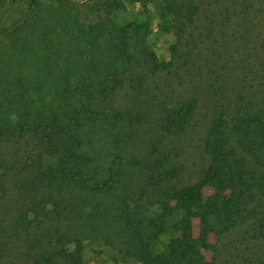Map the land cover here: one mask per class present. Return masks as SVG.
<instances>
[{
    "label": "trees",
    "instance_id": "1",
    "mask_svg": "<svg viewBox=\"0 0 264 264\" xmlns=\"http://www.w3.org/2000/svg\"><path fill=\"white\" fill-rule=\"evenodd\" d=\"M153 2L178 36L169 63L149 23H117L125 0H30L0 33V264H89L96 243L123 264H216L219 241L252 214L264 33L238 0L211 2L199 28L198 0ZM12 6L0 0V16ZM203 107L210 164L181 184L183 139Z\"/></svg>",
    "mask_w": 264,
    "mask_h": 264
},
{
    "label": "rangeland",
    "instance_id": "2",
    "mask_svg": "<svg viewBox=\"0 0 264 264\" xmlns=\"http://www.w3.org/2000/svg\"><path fill=\"white\" fill-rule=\"evenodd\" d=\"M30 0H8L13 6L0 16V33L11 29L18 21L25 17L27 4ZM126 10L116 16L120 25L129 22L149 23L151 26L150 43L153 51L156 52L161 62L169 63L173 60L172 48L179 43L178 36L174 31H164L160 28V17L158 8L153 0H125ZM202 6L201 21L208 22V5L217 0H198ZM220 1V0H219ZM224 2V0H221ZM240 3H247L249 8V21L253 24L254 36L264 33V0H238ZM213 5V7H215ZM261 24V25H259ZM264 37V36H263ZM258 40V39H257ZM257 43V41H256ZM162 79H159L161 81ZM195 80L193 77L190 84ZM183 88L184 94L189 95V89L193 88L187 84ZM208 109L203 107L196 119L194 126L184 137L182 152L178 160L183 164L184 172L180 179L181 184H190L197 180L201 173L208 168L210 157L204 148V138L211 116ZM258 169V168H257ZM259 189L256 190L258 198L249 206L253 211L247 220L238 228L219 241V254L216 264H248L249 260L256 259L260 253H264V170L258 169ZM262 200L263 202H260ZM255 211V212H254ZM159 212L158 207L152 209V214ZM184 217L183 212H176L168 223V233L156 244V252L163 253L167 244L175 237L173 224ZM86 261L89 264H123L116 254L101 244L89 245L85 252ZM130 264H140L135 259L129 260Z\"/></svg>",
    "mask_w": 264,
    "mask_h": 264
}]
</instances>
